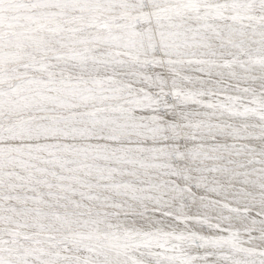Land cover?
Returning a JSON list of instances; mask_svg holds the SVG:
<instances>
[{"label": "snow or ice", "instance_id": "1", "mask_svg": "<svg viewBox=\"0 0 264 264\" xmlns=\"http://www.w3.org/2000/svg\"><path fill=\"white\" fill-rule=\"evenodd\" d=\"M0 264H264V0H0Z\"/></svg>", "mask_w": 264, "mask_h": 264}]
</instances>
